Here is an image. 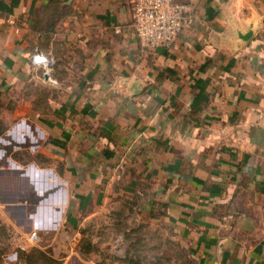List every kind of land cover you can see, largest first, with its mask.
<instances>
[{
    "label": "crops",
    "instance_id": "1",
    "mask_svg": "<svg viewBox=\"0 0 264 264\" xmlns=\"http://www.w3.org/2000/svg\"><path fill=\"white\" fill-rule=\"evenodd\" d=\"M131 1L0 0V264H133L75 241L124 204L176 264H264V0H182L168 49Z\"/></svg>",
    "mask_w": 264,
    "mask_h": 264
},
{
    "label": "rangeland",
    "instance_id": "2",
    "mask_svg": "<svg viewBox=\"0 0 264 264\" xmlns=\"http://www.w3.org/2000/svg\"><path fill=\"white\" fill-rule=\"evenodd\" d=\"M82 236L75 240L82 250L99 253L102 246H121L123 260L133 264L188 263L177 250L174 230L162 218L148 220L132 204L108 208L83 225Z\"/></svg>",
    "mask_w": 264,
    "mask_h": 264
},
{
    "label": "built area",
    "instance_id": "3",
    "mask_svg": "<svg viewBox=\"0 0 264 264\" xmlns=\"http://www.w3.org/2000/svg\"><path fill=\"white\" fill-rule=\"evenodd\" d=\"M132 26L142 45L150 48H171L187 27L192 7L182 0H132ZM34 62L49 66L52 60L42 54ZM37 239V233L31 234Z\"/></svg>",
    "mask_w": 264,
    "mask_h": 264
}]
</instances>
